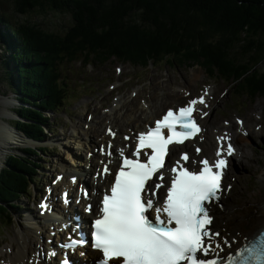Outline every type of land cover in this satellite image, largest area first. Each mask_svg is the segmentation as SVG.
Segmentation results:
<instances>
[{
  "label": "trees",
  "instance_id": "16d2710c",
  "mask_svg": "<svg viewBox=\"0 0 264 264\" xmlns=\"http://www.w3.org/2000/svg\"><path fill=\"white\" fill-rule=\"evenodd\" d=\"M8 7L19 15L70 17L71 42L55 47L51 32L13 22ZM36 34L45 41L35 43ZM78 55L134 66L197 64L209 76L233 79L235 95L264 98V72L257 70L264 63V0H1L0 95L10 93L20 103L15 115L23 123L15 127L28 137L41 140L49 126L45 113L68 101L57 66ZM31 152L9 156L0 170V217L6 209L1 201H12L33 177Z\"/></svg>",
  "mask_w": 264,
  "mask_h": 264
},
{
  "label": "snow or ice",
  "instance_id": "6c2138e0",
  "mask_svg": "<svg viewBox=\"0 0 264 264\" xmlns=\"http://www.w3.org/2000/svg\"><path fill=\"white\" fill-rule=\"evenodd\" d=\"M197 104L206 105L204 97L190 100L178 114L169 109L154 128L139 134L134 159L125 157L121 150V167L110 194L103 197L101 215L92 224V247L101 253L97 264H223L218 258L201 259L198 254L207 257L220 248L214 239L219 233L211 232L208 227L213 219L209 205L219 199L228 157L235 154L230 135L217 138L221 142L217 158L212 162L207 158L199 161L198 170L177 161L171 169L173 176L166 198L159 206L156 194L165 186L163 174L159 175L161 182L155 185V190L149 183L165 167L170 145L183 144L202 131L193 115L198 111ZM109 133L115 135L111 129ZM142 149L151 151L142 153ZM200 151L196 149L197 154ZM141 154L147 159L141 160ZM181 159L189 162L188 154H183ZM104 171H109L107 166ZM87 210L91 211V206ZM84 243L83 239L70 240L64 247L75 248ZM227 260L228 264H264V233ZM62 264L69 262L65 259Z\"/></svg>",
  "mask_w": 264,
  "mask_h": 264
},
{
  "label": "rangeland",
  "instance_id": "374dc122",
  "mask_svg": "<svg viewBox=\"0 0 264 264\" xmlns=\"http://www.w3.org/2000/svg\"><path fill=\"white\" fill-rule=\"evenodd\" d=\"M5 11L9 14L12 13V16L15 15L11 19L13 22L27 23L38 33L51 32L47 35H53L54 38L52 37L50 39V43L57 44L55 47L59 48L62 43L67 42L69 44L71 42L68 38V31L70 30L69 27L71 28V26H73V23L68 16L61 17L57 13L51 12L45 14L33 12L29 15H19L11 7H8V10ZM37 36H34L35 43L45 41V38H42L40 41V37ZM94 60L100 61L98 58H94ZM161 63L162 62H160V64ZM176 64L177 63L169 64V61H163L161 65L149 62L145 68L140 69L132 67L128 62L120 63L118 61L107 62L106 64L91 63V65L88 66L81 61H77L73 65H70L69 69L75 72V75L72 72L69 73V75L67 73L70 78L75 79L71 81L72 87L78 88L83 79H89V84L92 86L93 91L83 92L82 90H78L72 94L73 98L79 94H81L82 97L73 101V103L69 105L68 111L57 114L54 126L57 132L55 134L45 133V137L42 138L43 142L41 146L38 147H42V145L47 147L51 146V151L46 153L44 158L49 165L55 164L56 162H70V152L74 151L77 153L78 147L72 144L67 137L71 134L75 136V127L78 129V131H76L78 134L79 132H83V134H79L83 144H87V139L92 140L91 136L88 137L84 134L85 131H87V125L90 126L92 121L95 123L96 117L99 118V116H102L101 121L107 120L104 119L106 114L108 116V114L111 113V110L115 107L114 105L117 102L116 99L121 97L118 91L120 89L122 92H125V99L141 100L140 106H144L146 111L149 110V104L145 103L142 98L144 97L147 99L149 94L146 87H148L150 83L151 87H153V91L156 89L158 93H163V88L170 92L177 91V94L180 96L184 95L181 93L184 91L189 92V94H191L190 96L203 94L206 91L213 92L215 95L211 97L213 102L211 104L210 114L206 120L211 118V120H215L218 126L221 127L226 121L228 122L230 118L233 120L234 117H238L244 121V118L249 115L251 110H254V117L260 120L258 127L259 136L261 137L257 140L253 139L252 141L246 140L248 144L247 155L250 158L244 159L239 153L233 157L235 165H233L234 167L232 168L231 162V168L229 169H233L231 170L233 174L228 177L227 180L231 184V189L221 203V207H219L220 213H224L225 208L231 209V213L235 215V224L237 225L238 232L247 236L249 230H251L253 226L254 229H258L264 223V98L260 96H253L254 98H250L248 94H237L234 96L232 93V80H226V82L221 80L217 72L212 75L214 76L213 79H208L205 69L197 64H192L190 66L187 64L183 66L180 62L179 65ZM65 66L66 65L62 67V70ZM67 66L69 67V65ZM257 70L263 73L264 63L257 66ZM63 74L64 76L66 75L64 70ZM82 75L85 76L79 81ZM8 85L4 84L2 86L4 89L2 90H6ZM188 88L191 89V91H189ZM7 92L8 90L5 93ZM108 94L110 96L109 105H101L97 102L103 95H105V97L99 102H108ZM3 97L11 101V105L6 108L5 112L4 103L0 102V123H2L1 125H7V130L12 131L10 133L14 135V138L7 140L6 144L0 149L2 152V154H0V170H2L4 164H6L9 156H21L18 150L28 148L31 144L29 140L25 141L19 138L18 135L22 136V134L17 130L18 128L15 127L23 123V120L15 115L17 108H20V103L15 99V96L10 93ZM171 98L174 103L167 104L166 106L175 105L177 96H171ZM111 99L112 101H110ZM185 101L186 99L184 98L181 103ZM93 103L95 104L92 105ZM152 105H154L153 102ZM166 106H164V108ZM138 109L140 110V108ZM94 110H96L98 114H94ZM161 112L162 110L159 111V114ZM6 115H9V117L12 115V117L7 119ZM17 121L20 123H17ZM103 124L104 123L90 126L93 127L91 131L100 130L101 133L104 132V127L106 126L101 128ZM241 137L246 139V134L244 136L241 135ZM12 141L14 142L10 143ZM20 144L24 145L18 146ZM12 146L13 148L9 149V147ZM92 146V144H89L87 149L85 146V150L81 152L83 162H85L87 156L90 157V154L93 152L95 147ZM38 158L39 156L33 159L36 161ZM252 158L255 160L251 161ZM43 163L44 162H41L42 165ZM46 171L48 175H54V167H52V165L51 167H46ZM24 175L25 174H23V176ZM39 191L40 189H35L29 198H27L26 203L21 206L25 210L24 212H17L16 216L22 218H19V221L13 218L12 221L13 224L18 221L20 226L9 224L7 228V237L16 234L22 229V225L25 224V214H27L25 211L30 210L34 212V209L31 210V205L36 202V199L40 198L38 195L37 198H35V193ZM3 232L4 231L1 233ZM4 239L5 238H3V240ZM3 246L4 244H1L0 249Z\"/></svg>",
  "mask_w": 264,
  "mask_h": 264
},
{
  "label": "bare ground",
  "instance_id": "6f19581e",
  "mask_svg": "<svg viewBox=\"0 0 264 264\" xmlns=\"http://www.w3.org/2000/svg\"><path fill=\"white\" fill-rule=\"evenodd\" d=\"M114 60H115V58H112L111 60H108L102 64H106L107 62H112ZM84 76L85 75H82V78L79 81H81ZM184 88H186V87H184ZM146 90L148 91L149 95L147 96V99H145L144 97L142 99L144 100V102L148 101V104H149V108H148L149 110L148 111H146V108L143 109L142 107H139L138 104L141 103V100H139V99L134 98L136 101L132 99L131 101L127 102V100L125 99L126 98V95L124 94L125 92H122L121 89L119 90V94L121 95V97H118L116 99V101H117L116 103H118V104L116 105V108L112 109V112H111V114L113 116V119H112L113 127H112V129L118 128L119 131L122 130L125 120H128V119H131L132 121L139 119L143 122L147 121L149 118L154 119L161 109L164 110L165 108H167V107L164 108V106H166L167 104L174 103V101H172L171 96L176 95L177 96L176 102H179V101L182 102V100H184V98L186 99L191 95V94H189V92L184 91V92H181L184 95L180 96L177 94V91H171L170 92V91L166 90L165 88H163V91H164L163 93H158L156 89H154V91H152L151 83L148 87H146ZM188 90L191 91V89H189V88H188ZM151 95H152V97H151ZM104 97H105V95H103L100 100H103ZM109 99H110V96L108 94V102L101 103V102H99L100 100L97 102L101 105H109ZM204 99L207 101L206 104L208 103V100H209L208 109L210 110L213 100L207 99L205 96H204ZM110 101H112V99ZM152 102L154 103V105H152ZM94 104L95 103H93L92 105H94ZM4 107H5V112H6V104H4ZM138 108H140V110ZM253 111L254 110H251L249 115L244 118V122L241 123V124H243V126L242 125L239 126L236 123V119H238L237 117H234L233 120H231V118H230V120L228 121L227 131L225 133H223L224 130L222 128H218V132H217L218 134H215L218 136H225V134H229L231 141L236 143L235 146L237 147V152L241 153L244 159L250 158L247 155L248 144H247L246 140L252 141L253 139L257 140L258 138L261 137V136H259V127H258L260 120L259 119L257 120L254 117ZM93 113L98 114L96 112V110H94ZM147 114H149V116ZM6 117H7V115H6ZM101 118H102V116H99V118L96 117V122L94 123L92 121L90 123V126H94L96 124L104 123L103 125H101V128H103L104 126H106L105 123H107V128H111V125H112L111 122H109L108 120L101 121ZM104 119H109V116H107V114H106ZM1 124L2 123H0V130H1L0 131V149L2 146H4L6 144L7 140L14 138V135L10 133L12 131L7 130V125L6 124L1 125ZM217 124L218 123H216L215 120H211V118L206 121V124H205L206 129H205V133L203 135L204 136L203 145L206 148L205 151L203 152L204 158L208 159L207 153H210L212 147H214L213 136L209 130L210 129H217L216 128ZM130 125L136 126L137 122L132 123ZM90 126L87 127V131H85L84 134L87 135L88 137L91 136L92 142H95V141H96V143L97 142H100V143L111 142V140L109 138H107L105 135H103V133H101L100 130L91 131V128H93V127H90ZM241 126H242V128H241ZM104 129H105V127H104ZM237 129H239V131H237ZM74 131H75V136L71 134L67 138L69 139V141L72 144H74L75 146L77 144V147L81 148L82 144H81V139L79 137V134L80 133L83 134V132H79V134H78V132H76V131H78V129L75 127H74ZM220 131H222V132H220ZM14 132H16V131H14ZM16 133L19 134L18 132H16ZM241 133H246V139H243L241 137V135H240ZM24 135L27 136L25 133H24ZM18 136L20 139L25 140L21 135H18ZM13 142L14 141H12L10 143H13ZM29 143H30V141H29ZM112 144H113V148H116L120 144V142H116V143L112 142ZM21 145H24V144H20L18 146H21ZM10 148H13V146L9 147V149ZM218 148H217V150H218ZM217 150L215 152H217ZM81 152H82L81 149L78 150L77 153H75L74 151H71L69 154L70 162L64 161L65 168L62 171L67 173V175H71V176L76 175L79 167L81 165H83V164H80V162H79V159H81V156L78 157V161H77L78 165L75 164V161L73 160V157L75 155L76 156L81 155ZM0 154H2L1 151H0ZM252 160H255V159L252 158L251 161ZM105 162L108 165V168L111 167V165H112V159L111 158H106ZM231 162H232V168H233L234 167L233 165H235V163L232 160H231ZM91 163H92L91 166H94L93 165V163H94L93 159L91 160ZM97 164L98 163H96V165ZM85 166H87V165L85 164ZM71 176L65 175V180L68 184H69V180H70L69 177H71ZM91 183L93 184L94 181H91ZM263 184H264V181H263ZM92 187H93V185H92ZM24 188H25V190H23V191L26 193H29V183H27ZM36 189L37 190L39 189L38 186L36 187ZM1 205H3L6 208L5 209L6 218H9L11 221H13L12 211H11V208H12L11 202H7L4 200V201H1ZM20 205L21 204L19 203V207H20ZM39 206H40V203L34 204V207L31 208V210L34 209V212H31L30 210L25 211L27 213V214H25V216H27L29 218V220H31L32 222L28 223V230H27V228H24V229H21L16 234V237L18 235V238L15 239V242L18 244L17 253H16L15 257L9 258L10 260H13L16 264H39L37 258L34 256V254H35L34 253V247H32L29 244L31 246V248H29V245L27 242H25V240H29L30 238H32V236H33V239L34 238L38 239V236H36L34 234V232H36L38 230L39 231L37 233L40 235H44L45 237H51L52 233L55 231V230H51V231L48 230V226L53 225L54 223L57 222L55 219L56 214L52 213V212H50V213L45 212L43 215H40L39 211L37 213L36 208H35V207H39ZM39 208H41V207H39ZM212 213L215 216V221L213 219L212 225H211L212 232L213 233H216V232L219 233V236L215 237L214 239H215L216 243L220 244V246L222 244L221 239L223 237H226L229 240V242H227L226 245L229 244L230 247L236 246L238 248L243 243H246L250 239H252L259 232V230L264 226V223L258 229H254V226H253L251 228V230H249L247 236L246 235L244 236L238 232L237 225L235 224V215L233 213H231V209L225 208L224 213H220L219 211L216 210V208H213ZM48 222L51 224H49ZM80 223L82 226V225H85L86 221L84 219H82L80 221ZM64 228H65V230H72V229H70L71 228L70 226H65ZM64 228H63V230H64ZM61 240H62V238H59V241H61ZM19 242H21V245H19ZM221 247H223V246H221ZM228 249H230V248H228ZM31 253H33V255H31Z\"/></svg>",
  "mask_w": 264,
  "mask_h": 264
},
{
  "label": "water",
  "instance_id": "95a60500",
  "mask_svg": "<svg viewBox=\"0 0 264 264\" xmlns=\"http://www.w3.org/2000/svg\"><path fill=\"white\" fill-rule=\"evenodd\" d=\"M0 102L6 104V108H8L9 105H11V101L7 100L4 97H0ZM8 117H6L7 119L11 118V116L9 117V115H7Z\"/></svg>",
  "mask_w": 264,
  "mask_h": 264
}]
</instances>
